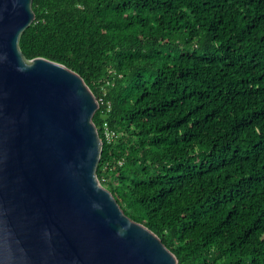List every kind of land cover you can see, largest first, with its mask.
Masks as SVG:
<instances>
[{"label": "trees", "instance_id": "16d2710c", "mask_svg": "<svg viewBox=\"0 0 264 264\" xmlns=\"http://www.w3.org/2000/svg\"><path fill=\"white\" fill-rule=\"evenodd\" d=\"M32 9L19 48L76 71L97 96L96 176L124 213L177 264H264V0Z\"/></svg>", "mask_w": 264, "mask_h": 264}, {"label": "water", "instance_id": "95a60500", "mask_svg": "<svg viewBox=\"0 0 264 264\" xmlns=\"http://www.w3.org/2000/svg\"><path fill=\"white\" fill-rule=\"evenodd\" d=\"M34 19L32 0H0V264H177L96 176L97 96L71 68L22 54Z\"/></svg>", "mask_w": 264, "mask_h": 264}, {"label": "built area", "instance_id": "2783aa9c", "mask_svg": "<svg viewBox=\"0 0 264 264\" xmlns=\"http://www.w3.org/2000/svg\"><path fill=\"white\" fill-rule=\"evenodd\" d=\"M108 109L110 110V107H108ZM103 135H104V138L108 142L112 141L113 139H115L117 137L116 131L114 129L110 128L106 122L103 123Z\"/></svg>", "mask_w": 264, "mask_h": 264}]
</instances>
